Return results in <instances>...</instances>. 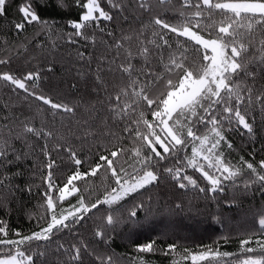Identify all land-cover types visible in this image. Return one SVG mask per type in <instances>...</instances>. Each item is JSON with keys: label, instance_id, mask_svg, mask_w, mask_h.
<instances>
[{"label": "snow or ice", "instance_id": "1", "mask_svg": "<svg viewBox=\"0 0 264 264\" xmlns=\"http://www.w3.org/2000/svg\"><path fill=\"white\" fill-rule=\"evenodd\" d=\"M107 3L108 10L99 0H22L18 4L0 0V18L9 24L12 36L18 39L29 27L35 29L33 38L25 37L18 44L6 34L0 36V51L9 53L0 56V65L7 67L21 57L26 63L36 60L28 45L50 55L62 45H71L74 54L66 70L74 72L73 81L69 84L62 77L49 87L58 93L67 84L82 93L78 103L69 104L40 88L42 80L47 83L43 73H55L54 61L43 69L0 70V82L7 89L0 96V196L7 191L14 200L16 193L31 194L38 171L43 188L40 207L48 213L40 218L43 225L38 221V231L23 234L9 226L11 201L0 199L5 214L0 216V264H48L52 244L54 264H118L121 257L111 249L112 234L120 226L129 229V238L139 237L142 231L165 238L164 243L156 238L136 242L137 255L129 258V264H152L146 256L157 253L173 257L171 264H179L177 256L185 264H264V212L258 214L256 231L240 240L238 252H221L218 245H198L193 250L167 242V229L177 226L171 217L184 211L183 202L158 207L159 219H149L152 197L142 199L162 181L210 200L226 189L256 188L264 194V159L254 163L241 156L233 164L226 155L234 147L226 133L254 139L264 129V0H181L175 22L167 13L154 12L151 0ZM158 3L164 5L167 0ZM13 7L18 14L15 20L8 19ZM129 8L146 14L147 22L139 21L141 26L132 28L136 16L125 15ZM184 9L195 11L186 14ZM150 29L151 38L145 35ZM101 46L105 51L98 54ZM57 116L74 118L79 133L75 138L82 149L88 148L87 154L78 153L67 141L49 149L54 123L44 121L51 117L54 122ZM117 128L121 135L114 131ZM36 141L44 142L40 147L44 161L41 168L33 162L29 178L24 161L36 154ZM61 153L67 156V166L75 169L62 184L57 176ZM85 165L87 169L81 171ZM186 168L199 177L188 174ZM98 174L102 182L110 180L102 197L92 201L80 194L75 204L63 207L80 193L76 182ZM17 178L21 183H13ZM102 208L105 214L93 233L104 246L100 250L79 237V228L89 213L96 215ZM62 232L70 233L75 242L68 246L58 242ZM60 257L67 259L61 262Z\"/></svg>", "mask_w": 264, "mask_h": 264}, {"label": "trees", "instance_id": "2", "mask_svg": "<svg viewBox=\"0 0 264 264\" xmlns=\"http://www.w3.org/2000/svg\"><path fill=\"white\" fill-rule=\"evenodd\" d=\"M15 2L18 4L21 3L22 0H15ZM99 2L105 10L109 9L110 5L107 3V0H99ZM125 4H128V0H125ZM151 4L154 12L159 13L161 16L167 13L169 19L173 20V22H175L176 19H179L181 0H167V3L164 5H160L158 0H151ZM184 11L186 14H190L195 11V9H184ZM113 12H115V9H113ZM49 14H54L51 9H49ZM17 15L15 7H13L12 13L8 19L15 20ZM125 15L136 16V20L131 22L132 28H139L141 26L139 21L146 23L148 19L146 14L136 12L133 8H129V12L125 13ZM103 24L104 22H102V25ZM107 27L111 29L112 25L109 24ZM124 27L127 29L128 25H124ZM115 31L117 35L120 34L119 25L115 28ZM151 31L152 30L150 29L145 33L149 38H151ZM5 34L9 39H12L14 43L18 44L25 41V37L29 39L33 38L35 35V29L29 27L27 32L17 39L12 36L11 28L6 20L0 18V36ZM170 36H174V34H170ZM99 39L100 37H98V40ZM172 42L175 47V41L173 40ZM28 50L36 55V60L31 61V63H26L25 59L21 57V59L14 61L13 64L7 67L0 65V70H15L20 67H23L25 70H31L36 67L43 69L46 67L48 61H54L56 64L55 73H43V75L47 77V83L42 80L40 82V88L46 94L53 95V98L57 101L69 104L78 103L79 97L82 93L70 90L67 84L61 85V90L58 93H53L49 87L52 83H59L62 77L69 84L73 81L74 72L69 73L66 70L69 66L68 61L70 55L74 54L73 46L62 45L56 53L51 55L47 52L41 53L38 50L34 51L31 45H28ZM104 51V47L101 46L98 54L104 53ZM8 54L7 51H0V56ZM45 57H47V61L45 60ZM16 74L19 75L20 73L17 72ZM107 79L112 80L113 77L109 76ZM2 85L3 82H0V96H5L7 94V89ZM33 111H35V109H33ZM77 115H79V113ZM148 118H150V115ZM39 122L40 121L38 120L37 123L39 124ZM44 122L46 124L54 123V127L52 128L54 135L48 141L49 149H53L56 144H63L67 141L75 147L78 153H88V148L85 146L82 149L75 138L79 133L76 129L74 118H61L60 116H57L55 121L52 122L51 117H48ZM257 123L259 124V117L257 118ZM114 131L118 135L122 134L120 128L114 129ZM226 135L234 146L233 150L226 154L233 164L238 163L241 156L254 163L258 162L260 159H264V150H261V146L264 145V129H259L254 139H250L247 136L235 132H228ZM61 137L64 139H61ZM123 142L127 144L126 140ZM35 143L37 145L36 154L30 156L24 161L26 177L29 178L31 176L29 169L33 168V162H35L36 168H41L42 162L44 161V156L40 153V147L44 142L36 141ZM127 146L131 147L130 144H127ZM93 151H95V149H93ZM187 154L190 156V148L187 150ZM53 155H55V152H53ZM61 156L63 157V163L60 158L57 159V163L60 165L57 170V176L61 178L58 180V183L62 184L63 182H66L67 176L71 175L75 169L67 166V156L65 154L61 153ZM88 158L90 163L95 162V158L90 154L88 155ZM87 167L88 166L85 165L81 171L86 170ZM125 167H127V164ZM13 171H15V168H13ZM185 171L190 175L199 177V173H194V170L191 168H186ZM200 182L203 183L202 180ZM13 183H21V181L17 178ZM76 183L77 187L80 189V193L66 200L63 206H68L71 203L76 202L80 194H83L86 200L91 199L92 201H95L98 196H103L105 183H110V180L102 182V177L98 174L97 177H89ZM42 191L43 188L39 179V172L37 171V178L31 194L16 193L15 199L12 200V197L9 196L7 191L3 192L0 199L11 201L12 212L10 215V228H18L23 234H31V232L39 230L37 226L38 221L43 225V221L40 219L41 216H48L46 210L40 207L43 202L41 197ZM148 196H151L153 200V215L149 217V219H159L160 214L156 213V208L183 202L184 211L171 217V219L176 222L177 226L167 229L170 237L167 239V242L170 243L175 241L181 247H188L193 250H196L198 245H212L213 247L218 245L221 252H238L240 249V240L247 238L251 232L256 231L257 220L259 218L258 214L264 212V194H261L256 188H253V190L248 192L226 189L223 193H218L216 199L210 200L206 199L204 194L195 191L178 190L174 188L170 182L162 181L159 187L146 193L142 199L147 200ZM228 202H231L233 206L226 207L225 205ZM104 214L105 212L103 208L100 212L96 213V215L89 213V219L83 223V227L79 228V237L85 242H90L92 246L97 247L100 250H103L104 246L95 239L93 233L95 231V226L101 223V217ZM4 215V212L0 210V216ZM143 216L144 213L141 212L142 223L147 226L148 221H144ZM128 232L129 229L127 227L120 226L116 229V232L112 234L115 239L112 243L111 250L115 252L117 257H121L118 264H129V258L137 255L134 252L136 242L147 243L149 239L156 238L158 243H164L165 240V238L159 237L156 233L149 231H142L139 237L129 238ZM257 235H259V233H257ZM58 236V242L64 243L66 246L75 242L70 233L62 232L58 234ZM225 237L227 238L226 241L224 239ZM9 238L14 237H11L10 234ZM54 249L55 244L50 245V252L47 256L48 264H54L57 260V257L51 254ZM146 258L151 260L152 264H171V259L173 257H166L157 253L155 255L149 254ZM175 258L179 261V264H185L179 256ZM59 259L63 262L67 257H60ZM233 259H235V257H233Z\"/></svg>", "mask_w": 264, "mask_h": 264}, {"label": "rangeland", "instance_id": "3", "mask_svg": "<svg viewBox=\"0 0 264 264\" xmlns=\"http://www.w3.org/2000/svg\"><path fill=\"white\" fill-rule=\"evenodd\" d=\"M76 202H74V203H71V204H75ZM63 207H65V208H67L68 206H63Z\"/></svg>", "mask_w": 264, "mask_h": 264}]
</instances>
